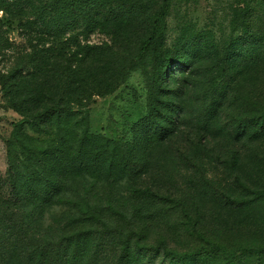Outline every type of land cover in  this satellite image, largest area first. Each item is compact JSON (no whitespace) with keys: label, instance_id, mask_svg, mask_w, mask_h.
<instances>
[{"label":"rangeland","instance_id":"rangeland-1","mask_svg":"<svg viewBox=\"0 0 264 264\" xmlns=\"http://www.w3.org/2000/svg\"><path fill=\"white\" fill-rule=\"evenodd\" d=\"M125 1L140 5L133 21L112 26L115 36L100 31L89 36L92 45L115 48L114 55L84 58L80 33L68 34L77 54L68 58L73 92L85 89L86 76L107 78L115 85L89 101L90 132L122 142L134 159L147 163L134 186H96L102 214L91 227L92 252L83 264L87 258L93 259L91 264H115L125 240L131 245L136 240L147 246L163 244L176 253L194 252L207 242L224 247L227 261L214 258L206 264H264L259 254L264 248V203L236 204L248 195L234 182L240 176L252 190L264 185V138L245 143L232 132L234 124L264 113V56L257 55L264 47L251 44L252 49L260 45V51L247 55L249 43H243L245 25L264 37V14L253 7L246 10L239 0H173L162 55L138 60L133 57L148 36L147 20L162 0ZM20 21L0 11V37L6 41L0 42V78H13L23 68L28 74L36 72L37 58H26L35 33L21 28ZM182 59L190 66L178 67ZM167 60L170 69L160 99L167 106L162 114L175 117V128L168 139L158 141L137 123L148 113L153 72ZM123 68L127 75L118 81ZM6 101L0 87V264H34L32 256L42 258L40 264H64L58 250L70 234L65 229L69 219L61 217L65 208L46 215L31 230L24 222L15 225V210L6 209L5 141L11 124L20 120ZM136 189L151 194L150 201L133 196ZM221 191L237 201L221 198Z\"/></svg>","mask_w":264,"mask_h":264},{"label":"trees","instance_id":"trees-1","mask_svg":"<svg viewBox=\"0 0 264 264\" xmlns=\"http://www.w3.org/2000/svg\"><path fill=\"white\" fill-rule=\"evenodd\" d=\"M172 1L162 0L159 9L148 18V36L133 58L139 60L150 54L157 60L162 55ZM238 5L264 14V0H239ZM139 7L125 0H0V11L12 18L18 16L20 23L23 21L20 27L35 33L32 51L26 58H37L33 67L38 72L28 74L23 68L13 78H0L2 97L20 117L11 124L10 137L5 141L7 169L3 179L9 189L6 209L15 210L11 215L15 225L24 222V228L31 230L40 226L46 215L65 208L67 212L61 217L69 219L65 229L70 234L60 242L58 250L65 257L64 264H83L85 256L92 252L91 227L102 214L98 194L94 192L96 186H134L139 175L147 170V163L134 159L125 144L90 132L89 101L110 93L115 85L107 78L100 81L86 76L85 89L73 92L75 83L68 75V58H76L77 54L72 48L74 37L68 34L80 33L83 44L77 47L84 50V58H101L105 52L112 56L115 48L92 45L89 36L95 31L115 36L110 28L129 24L140 12ZM243 32V43H249L245 54L259 52L261 44L264 47V37L258 32L251 33L248 25ZM1 39L2 44L6 42ZM256 42L260 45L252 49L251 44ZM257 55L264 56V49ZM50 58L59 59L54 62ZM170 62L167 60L154 70V85L148 89V113L137 123L139 130L158 141L168 139L175 128V117L162 114L167 106H161L160 99ZM188 66V59L178 62V67ZM126 75L127 68H123L118 81H124ZM232 132L238 141L258 142L264 138V113L249 117L241 125L234 124ZM261 165L264 167V161ZM246 179L237 176L234 180L248 195L246 199L236 202L222 191L221 198L242 206L264 203V185L259 183L252 190ZM133 196L146 201L152 197L140 189L134 190ZM206 244L194 252L176 253L163 244L147 246L136 240L131 245L125 240L115 264H206L214 258L227 261L224 247ZM260 250L259 254L264 255V248ZM32 258L34 264L43 261L40 257ZM87 261L91 264L93 259Z\"/></svg>","mask_w":264,"mask_h":264}]
</instances>
